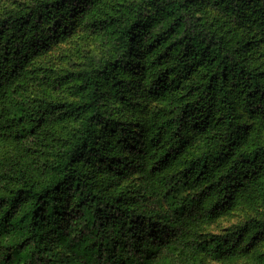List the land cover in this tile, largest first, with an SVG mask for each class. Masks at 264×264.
<instances>
[{"label": "trees", "instance_id": "1", "mask_svg": "<svg viewBox=\"0 0 264 264\" xmlns=\"http://www.w3.org/2000/svg\"><path fill=\"white\" fill-rule=\"evenodd\" d=\"M107 1L54 0L0 16V144L24 153L14 164L0 162L14 167L0 168V264L232 261L264 237V218L221 234L203 228L243 205L264 209V145L245 148L237 113L243 107L264 119V72L248 50L207 28L189 0H140L117 14ZM70 21L111 43L117 67L130 65L164 106L148 135L141 125L116 130L122 150L98 128L104 105L96 76L81 74L79 101L20 95L21 83L37 73L34 60L73 31ZM177 30L181 36L168 43ZM191 75L190 91L181 92ZM68 118H82L81 128L58 146L49 123ZM35 150L47 157L42 168ZM96 163L144 177L110 191L91 169ZM38 171L49 174L37 179Z\"/></svg>", "mask_w": 264, "mask_h": 264}, {"label": "rangeland", "instance_id": "2", "mask_svg": "<svg viewBox=\"0 0 264 264\" xmlns=\"http://www.w3.org/2000/svg\"><path fill=\"white\" fill-rule=\"evenodd\" d=\"M54 0H0V16L16 14L31 8L42 5L43 2ZM140 0H108L107 7L113 9L117 14L118 10H127L134 7ZM260 5L253 7L247 3L242 4L241 0H189L194 8L197 17H200L207 28L217 30L225 34L227 39L234 45L242 46L253 56L255 65L261 67L264 72V15L261 14V7L264 0H257ZM256 2V0H255ZM73 31L68 30L63 39L53 43L47 53L41 54L34 60V73L30 74L27 80L20 85L21 96L37 97L58 102H75L81 99L79 85L80 76L88 73L99 78L100 97L102 108V119L98 124L99 130L108 133L114 144L122 150L123 140L117 131L122 128H131L141 125L148 128L151 125L155 114L162 112L163 105L158 104L148 93L147 83L143 76L133 73L129 65L125 70L117 67L119 56L111 43L100 39L87 24L69 22ZM159 27L150 26L151 33H157ZM181 30L169 35L170 40L179 38ZM173 64V61L169 63ZM119 76V79L116 77ZM197 75H191L181 86L180 91H190L192 81ZM53 78L52 81H48ZM60 79V81H59ZM189 94V93H188ZM240 115L239 122L243 125L244 135L242 143L245 148H254L264 145V119L259 118L245 111L243 107L237 108ZM55 124L49 123V131L58 146H65L73 135L81 128L82 118L60 120L54 119ZM117 130V131H116ZM137 134L144 133L141 129ZM122 140V141H121ZM28 142L27 145H30ZM125 154L129 153L125 149ZM24 153L13 143L0 144V162L14 164L20 161ZM38 166L43 167L46 162V155L41 151L31 152ZM96 171L98 180L103 181L104 188L114 191L124 189L127 185L139 183V178L144 174L115 175L106 166L96 163L90 166ZM0 168L14 170V167L7 169L5 165ZM149 167L147 168L148 171ZM122 172V170L120 169ZM46 172L41 176L40 171L37 179L48 176ZM5 183L0 179V184ZM5 187L3 184L2 188ZM14 188L13 184H9ZM165 205V204H164ZM160 204L159 207H164ZM166 206V205H165ZM257 218H264V209L259 205H243L226 215H222L206 224L204 233L221 234L228 229L242 226L247 221ZM249 242L248 239H246ZM244 244L243 246H245ZM5 251L1 250V253ZM201 264H264V237L259 236L253 241L248 251L232 261H217L202 256Z\"/></svg>", "mask_w": 264, "mask_h": 264}]
</instances>
